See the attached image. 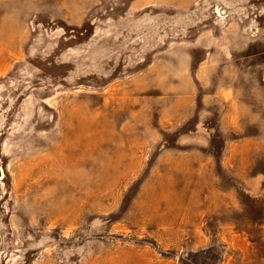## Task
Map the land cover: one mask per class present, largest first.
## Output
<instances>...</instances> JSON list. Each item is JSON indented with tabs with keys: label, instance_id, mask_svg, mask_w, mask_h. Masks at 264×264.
<instances>
[{
	"label": "rangeland",
	"instance_id": "374dc122",
	"mask_svg": "<svg viewBox=\"0 0 264 264\" xmlns=\"http://www.w3.org/2000/svg\"><path fill=\"white\" fill-rule=\"evenodd\" d=\"M0 264H264V0H0Z\"/></svg>",
	"mask_w": 264,
	"mask_h": 264
}]
</instances>
